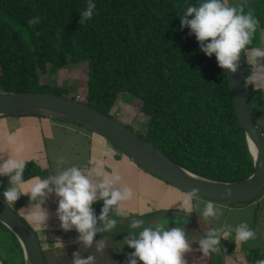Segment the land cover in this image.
Masks as SVG:
<instances>
[{
    "label": "trees",
    "instance_id": "1",
    "mask_svg": "<svg viewBox=\"0 0 264 264\" xmlns=\"http://www.w3.org/2000/svg\"><path fill=\"white\" fill-rule=\"evenodd\" d=\"M87 2L0 0V90L65 96L67 87L43 82L42 74L49 64L85 63L86 104L113 115L118 94L129 93L139 99L146 122L143 130L128 126L182 167L219 181L249 177L253 158L226 73L215 55H205L195 35L180 27V16L198 0H93L92 19L80 24ZM236 4L254 9L264 28V0ZM36 16L40 21L30 27L27 21ZM242 58L247 75L250 67ZM252 110L255 120L264 113ZM39 174L38 165L28 161L24 179ZM102 207L103 201L93 204L97 217ZM0 230L6 252L24 264L15 234L1 222ZM258 253L250 250L247 261L256 264ZM0 258L5 264L1 253Z\"/></svg>",
    "mask_w": 264,
    "mask_h": 264
},
{
    "label": "clouds",
    "instance_id": "2",
    "mask_svg": "<svg viewBox=\"0 0 264 264\" xmlns=\"http://www.w3.org/2000/svg\"><path fill=\"white\" fill-rule=\"evenodd\" d=\"M95 11L96 4L88 0L87 6L80 13L79 23L84 24L92 19ZM40 19L39 16L31 17L27 24L35 27ZM180 27H187L189 34L195 35L205 55H215L218 66L225 73H236L243 56L250 66L245 86H251L255 91H264V46L249 47L253 45L259 27L254 9L248 8L245 11L244 4L230 5L225 0H198L197 4L189 5L180 16ZM15 151L17 154L22 152L23 145L17 146ZM58 161L63 163L64 157H59ZM27 163L24 159L12 157L0 161V176L9 177V186L2 194L4 202L12 205L22 195L28 196L30 203L35 202L30 208V221L45 229L49 213L43 204L54 193L58 197L56 214L60 228L66 232L74 229L79 234L78 240L85 247L93 245L98 231L111 232L116 228L117 220L110 218L109 212L114 209L118 212L122 203L133 198L132 188L117 186L121 180L119 174L105 173L99 167L86 171L72 165L56 175L26 181L24 172ZM93 177L97 178L96 182ZM25 184H28L27 188ZM198 194L199 188H193L182 201L181 209L186 215L192 214L193 201ZM226 194L230 196L231 190ZM98 201H103V207L97 217L93 204ZM203 203L202 219L219 220L223 215L221 207L211 199ZM98 221L102 222V228L97 227ZM231 236L232 226L229 224L210 228L199 239V250L204 256L220 253L221 240ZM256 238V232L243 221L235 227L232 240L238 246ZM125 241L134 249L127 254L125 264H187L185 254L193 251L184 228H165L162 224L149 227L141 220L132 222ZM104 248L103 240L96 244L97 251L102 252ZM73 257V264H93L95 259L92 255L81 257L78 252L73 253ZM256 264H264V259L257 260Z\"/></svg>",
    "mask_w": 264,
    "mask_h": 264
},
{
    "label": "crops",
    "instance_id": "3",
    "mask_svg": "<svg viewBox=\"0 0 264 264\" xmlns=\"http://www.w3.org/2000/svg\"><path fill=\"white\" fill-rule=\"evenodd\" d=\"M19 145H23V151L17 154L15 149ZM61 156L64 157L63 163L58 161ZM9 157L33 161L38 165L40 174L26 181L56 175L72 165L86 171L99 167L105 173L120 175L118 187L128 186L133 190L130 201L122 203L118 212L114 209L109 213L110 218L117 220L116 228L111 232L98 231L90 248L78 240L79 234L74 229L66 232L60 228L56 214L58 197L54 193L43 204L49 213L45 229L30 221V208L35 202L30 203L28 196L22 195L15 204L10 205L38 234L46 264H73V253L76 252L84 258L92 255L95 258L93 264H125L127 254L134 251L125 241V233L132 222L165 209L182 211L181 203L187 196L186 192L141 168L103 135L67 120L35 115L0 116V161ZM96 179L93 177L94 182ZM8 186L9 177L0 176L1 198ZM24 187L27 188L28 184ZM182 215L190 217L189 226L187 223L185 227L190 232L187 237L193 251L185 254L187 264H215L217 255L211 253L204 256L199 250L198 241L203 231L194 224L199 218L192 214ZM97 227L102 228V222L98 221ZM102 240L105 248L99 252L96 244ZM232 249V254L224 256V264H252L247 261L251 249L244 251L236 243H233Z\"/></svg>",
    "mask_w": 264,
    "mask_h": 264
},
{
    "label": "water",
    "instance_id": "4",
    "mask_svg": "<svg viewBox=\"0 0 264 264\" xmlns=\"http://www.w3.org/2000/svg\"><path fill=\"white\" fill-rule=\"evenodd\" d=\"M237 119L245 131L253 158L252 174L239 181H219L195 174L171 159L150 141L140 136L117 117L104 113L84 101L54 92L0 91V116L35 115L67 120L83 125L107 138L144 170L188 193L199 188L198 197L226 203H245L264 191V131L256 122L250 103L249 87L245 86L243 58L236 73H226ZM252 146L255 152L252 150ZM231 190V195L227 191ZM181 213L164 210L146 216L148 220L161 214ZM0 222L10 229L23 249L24 264H46L41 243L32 226L0 198ZM220 247V260L224 253ZM0 264H3L0 258Z\"/></svg>",
    "mask_w": 264,
    "mask_h": 264
},
{
    "label": "rangeland",
    "instance_id": "5",
    "mask_svg": "<svg viewBox=\"0 0 264 264\" xmlns=\"http://www.w3.org/2000/svg\"><path fill=\"white\" fill-rule=\"evenodd\" d=\"M240 1L247 2L252 0H225V2L230 5L236 4ZM22 31L24 34L28 33L27 30L23 28ZM253 46H264V28H261L260 26L255 34L253 45L249 47ZM86 75L87 66L85 63L66 66L64 68H57L56 66L49 64L47 72L42 74V81L56 86L67 87L68 91L65 94L66 97L77 98L78 96V100L84 101L87 92ZM250 103L253 108L264 110V91H255L253 89V92L250 93ZM111 113H113V116L115 117L117 115V118L125 124L132 125L134 129L135 127L142 130L144 129L146 120L145 116L139 109V99L129 93L121 92L118 94L115 105L111 109ZM256 121L264 129V113H258ZM207 200L209 199L200 197L195 198L193 201L194 209L192 215L199 218V221H195L196 223L194 222V224L196 225L195 227H199V229L203 231V235H201V237H203L210 228L219 227L225 223L231 225L232 236L229 239H222L220 242L224 256H229V253L234 251L232 247L235 242L232 239H234L235 236V227L239 223L246 221L249 224V227L256 232L257 238L241 244V247L244 251L245 249H251L252 251H257V253L259 252L257 255H261L260 259H262L264 257V191L258 198L252 200L251 202L221 203L222 201L213 200L214 202H217L218 206L219 204L226 206H219L223 211V215L219 220L209 218L208 221H204L202 219L201 214L204 208L203 202ZM197 204L198 207L196 206ZM180 212L184 213L183 211ZM189 218L179 213L161 214L152 219L145 220L144 225L155 227L162 224L165 228L180 227V225H183L181 228H184L185 231L188 232L187 235H189L190 232L187 231V227H185V225L189 222ZM129 231L130 227L127 229L125 234H128ZM4 236L5 231L0 230V238L2 239ZM6 250L5 240H0V253L4 257L5 264H18L19 261L16 254L13 252L7 253ZM214 254L215 256L217 255V262L215 264H221L219 253H212V255Z\"/></svg>",
    "mask_w": 264,
    "mask_h": 264
},
{
    "label": "bare ground",
    "instance_id": "6",
    "mask_svg": "<svg viewBox=\"0 0 264 264\" xmlns=\"http://www.w3.org/2000/svg\"><path fill=\"white\" fill-rule=\"evenodd\" d=\"M252 150H253V152H255V149H254V147L252 146Z\"/></svg>",
    "mask_w": 264,
    "mask_h": 264
},
{
    "label": "built area",
    "instance_id": "7",
    "mask_svg": "<svg viewBox=\"0 0 264 264\" xmlns=\"http://www.w3.org/2000/svg\"><path fill=\"white\" fill-rule=\"evenodd\" d=\"M75 99H77V100H78V96H77V98H75Z\"/></svg>",
    "mask_w": 264,
    "mask_h": 264
}]
</instances>
